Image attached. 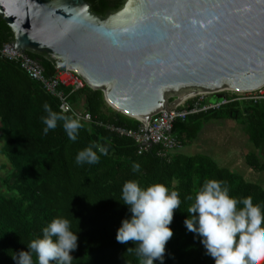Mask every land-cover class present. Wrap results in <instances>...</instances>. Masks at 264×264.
Returning a JSON list of instances; mask_svg holds the SVG:
<instances>
[{"label":"trees","instance_id":"obj_1","mask_svg":"<svg viewBox=\"0 0 264 264\" xmlns=\"http://www.w3.org/2000/svg\"><path fill=\"white\" fill-rule=\"evenodd\" d=\"M87 1L99 14L121 8L124 3V0ZM13 41L14 32L0 15V47ZM28 54L38 61L45 75L53 76L59 70L45 54L35 51ZM61 88L75 109L90 112L93 117L90 122H82L84 127L75 142L68 138L62 122L47 135L43 134L45 125L41 117L46 115L43 105L48 103L53 111L59 112V99L29 77L19 62L0 55V155L10 164L9 167L0 164V169H7L5 176L0 175V187L6 189L0 190V264H16L13 256L28 251L27 244L42 237L43 228L57 217L68 219L70 230L78 235V248L71 253L72 264H139L135 253H127L136 244L116 240L122 221L132 215L121 199L122 187L128 180H138L142 187L164 183L180 193L181 205L170 225L174 235L166 245L163 264H215L206 254L203 238L189 232L184 224L189 218L186 211L193 203L186 197H194L205 180L227 181L230 195L241 199L251 196L253 203L264 209L261 184L219 165L205 153L177 151L164 157L159 153L160 145H153L139 154L133 138L108 126L137 129L140 120L112 108L101 89L87 85L78 90L72 86ZM244 104L241 107L236 102L189 115L175 122L173 132L185 144L197 139L205 123L221 118L223 112L230 117L242 116L255 148L246 154L247 163L264 171V101ZM91 144L107 147L108 154L101 155L99 163L77 165L78 152ZM133 163L141 165L139 172H133ZM154 264L161 261L157 259Z\"/></svg>","mask_w":264,"mask_h":264},{"label":"water","instance_id":"obj_2","mask_svg":"<svg viewBox=\"0 0 264 264\" xmlns=\"http://www.w3.org/2000/svg\"><path fill=\"white\" fill-rule=\"evenodd\" d=\"M124 2L99 14L87 0H0V15L20 52L80 75L146 128L199 92L264 84V0Z\"/></svg>","mask_w":264,"mask_h":264},{"label":"clouds","instance_id":"obj_3","mask_svg":"<svg viewBox=\"0 0 264 264\" xmlns=\"http://www.w3.org/2000/svg\"><path fill=\"white\" fill-rule=\"evenodd\" d=\"M43 108L44 135L62 122L68 138L77 141L84 125L75 114L66 115L63 105L59 112L48 103ZM107 154V147L91 144L78 152L75 162L96 164L101 155ZM140 168L139 163H133V172ZM121 199L132 215L122 221L117 242L135 243L136 247L128 248L127 253H135L139 264H154L157 259L163 264L166 245L174 235L170 225L181 205L180 193L164 183L142 187L138 180H128L122 187ZM186 199L193 203L186 211L189 218L184 224L189 232L203 238L206 254L215 264H264V209L254 204L251 196L234 197L227 181L207 179L194 197L189 195ZM70 229L68 219L54 218L43 228L42 237L31 240L27 244L29 250L19 252L13 259L16 264H72L71 253L78 248V235Z\"/></svg>","mask_w":264,"mask_h":264},{"label":"built area","instance_id":"obj_4","mask_svg":"<svg viewBox=\"0 0 264 264\" xmlns=\"http://www.w3.org/2000/svg\"><path fill=\"white\" fill-rule=\"evenodd\" d=\"M0 55L3 58L19 62L29 77L37 80L48 93L59 99L60 106L63 105L66 112L75 114L81 122L93 120L90 112L75 109L68 95L61 88L62 85L72 86L74 90L84 88L87 83L80 75L67 68H59L55 75L47 76L38 61L29 54L20 52L14 47L13 42L1 46ZM218 93H222L224 97L216 101H207L208 95L215 94L211 92H199L183 99L175 108L167 112L161 111L153 116L149 120V128H146L143 122L137 129H127L115 125L108 127L121 135L133 138L138 145L139 154L147 151L153 145H160V155L169 157L171 153L180 151L184 146L183 140L173 132L177 120H185L189 115L211 109L218 110L225 105L236 102L258 103L264 101V84L255 89H222Z\"/></svg>","mask_w":264,"mask_h":264},{"label":"rangeland","instance_id":"obj_5","mask_svg":"<svg viewBox=\"0 0 264 264\" xmlns=\"http://www.w3.org/2000/svg\"><path fill=\"white\" fill-rule=\"evenodd\" d=\"M217 99L219 98L212 94L208 95L207 101H216ZM244 105V102H240L241 107H244ZM202 130L197 139L186 141L180 151L185 154H208L219 165L239 172L247 180L259 183L264 187V171L252 168L246 160V154L255 148L245 131L242 116L230 117L223 112L221 118L209 120ZM1 163L10 166L4 155H0ZM6 172L7 169H0V175L5 176ZM0 190L2 192L6 191L3 186L0 187Z\"/></svg>","mask_w":264,"mask_h":264},{"label":"crops","instance_id":"obj_6","mask_svg":"<svg viewBox=\"0 0 264 264\" xmlns=\"http://www.w3.org/2000/svg\"><path fill=\"white\" fill-rule=\"evenodd\" d=\"M81 102L84 103V100L82 99ZM81 102H80V104H81ZM81 105H82V104H81ZM218 119H219V118H218ZM206 124H207V122L205 123V125H206ZM205 125H204V126H205ZM204 126H203V128H204ZM206 128H207V126L205 127V129H206ZM205 129H204V130H205ZM202 131H203V130H202Z\"/></svg>","mask_w":264,"mask_h":264},{"label":"flooded vegetation","instance_id":"obj_7","mask_svg":"<svg viewBox=\"0 0 264 264\" xmlns=\"http://www.w3.org/2000/svg\"><path fill=\"white\" fill-rule=\"evenodd\" d=\"M124 3H125V2H124ZM110 10H111V9H108L107 12H109ZM107 12H106V13H107Z\"/></svg>","mask_w":264,"mask_h":264}]
</instances>
